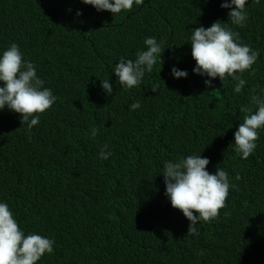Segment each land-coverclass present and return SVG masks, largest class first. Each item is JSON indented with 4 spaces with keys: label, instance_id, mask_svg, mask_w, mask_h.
<instances>
[{
    "label": "trees",
    "instance_id": "1",
    "mask_svg": "<svg viewBox=\"0 0 264 264\" xmlns=\"http://www.w3.org/2000/svg\"><path fill=\"white\" fill-rule=\"evenodd\" d=\"M224 2L144 0L114 16L82 0H0V56L18 44L57 97L30 131L20 114L0 110V202L26 232L55 241L37 264H264V128L247 160L234 145L241 108L254 113L251 98L264 99V0H248L245 27L229 22ZM217 21L259 52L241 93L231 78L209 87L193 71V28ZM148 37L161 45L157 63L124 90L114 68L146 50ZM173 67L187 78H174ZM189 155L235 185L224 213L191 236L163 175L166 161Z\"/></svg>",
    "mask_w": 264,
    "mask_h": 264
},
{
    "label": "clouds",
    "instance_id": "2",
    "mask_svg": "<svg viewBox=\"0 0 264 264\" xmlns=\"http://www.w3.org/2000/svg\"><path fill=\"white\" fill-rule=\"evenodd\" d=\"M86 5H92L97 11H109L114 16L122 11H130L133 5H142L144 0H82ZM248 0H231L224 2L222 8L231 9L229 22L232 25L245 27L247 13L245 7ZM259 4L260 0H253ZM82 15V12H77ZM192 57L196 61L193 71L201 76H207L205 84L212 86V80L217 77L224 83L231 78L235 82L233 91L241 93L246 81L242 74L253 70L258 61L259 52L240 41V33L222 25L221 21L210 27L193 28L190 38ZM146 50H138L136 59L121 58L114 72L118 83L124 90L132 89L142 82L146 73L153 71L157 57L161 53V45L154 37L145 39ZM255 71V70H254ZM254 71L250 72L253 73ZM249 74V73H247ZM174 78H187L188 73L172 68ZM0 110L5 108L20 114L22 125L27 124L29 131L39 123L40 114L45 113L56 102L50 88L44 87V80L37 76L36 66L31 61L23 59L18 44L12 43L0 56ZM102 88L111 95L113 88L109 80H103ZM153 92L157 89L153 88ZM257 110L253 113L250 107H242L241 112L247 113L235 136V151L247 160L257 147L258 131L264 128V99L257 96L251 98ZM141 107L139 101L130 105L135 111ZM98 129H91L95 138ZM105 144L100 151V158L107 160L113 153L105 151ZM208 158L201 155H189L176 161H166L163 175L166 184V195L173 208L182 211L183 224L187 236L198 235L201 222L211 223L218 218L220 210L224 213L230 187L228 173L217 167L215 174L207 167ZM236 180L240 179L239 174ZM167 222V221H164ZM174 231V225L167 222ZM25 227H19L7 203L0 202V264H37L46 253L54 252L55 241L34 232H26ZM202 243V242H201ZM172 244V243H171ZM168 253H171L172 245ZM205 244V241L202 245Z\"/></svg>",
    "mask_w": 264,
    "mask_h": 264
}]
</instances>
